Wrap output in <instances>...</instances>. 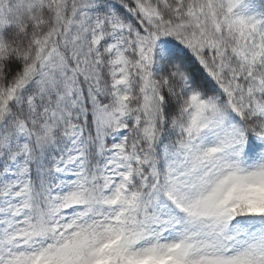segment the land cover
<instances>
[{
  "label": "snow or ice",
  "instance_id": "6c2138e0",
  "mask_svg": "<svg viewBox=\"0 0 264 264\" xmlns=\"http://www.w3.org/2000/svg\"><path fill=\"white\" fill-rule=\"evenodd\" d=\"M0 264H264V0H0Z\"/></svg>",
  "mask_w": 264,
  "mask_h": 264
}]
</instances>
